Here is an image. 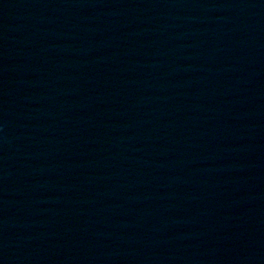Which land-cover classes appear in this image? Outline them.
I'll return each mask as SVG.
<instances>
[{"label": "water", "instance_id": "1", "mask_svg": "<svg viewBox=\"0 0 264 264\" xmlns=\"http://www.w3.org/2000/svg\"><path fill=\"white\" fill-rule=\"evenodd\" d=\"M259 264H264V249H263V252L261 254V260H260Z\"/></svg>", "mask_w": 264, "mask_h": 264}]
</instances>
